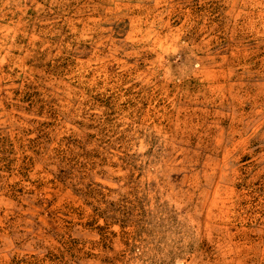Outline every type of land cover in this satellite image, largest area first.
Masks as SVG:
<instances>
[{
	"label": "rangeland",
	"instance_id": "374dc122",
	"mask_svg": "<svg viewBox=\"0 0 264 264\" xmlns=\"http://www.w3.org/2000/svg\"><path fill=\"white\" fill-rule=\"evenodd\" d=\"M0 264H264V0H0Z\"/></svg>",
	"mask_w": 264,
	"mask_h": 264
}]
</instances>
